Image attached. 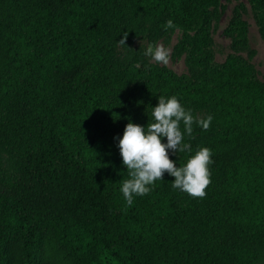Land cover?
<instances>
[{
    "label": "trees",
    "instance_id": "1",
    "mask_svg": "<svg viewBox=\"0 0 264 264\" xmlns=\"http://www.w3.org/2000/svg\"><path fill=\"white\" fill-rule=\"evenodd\" d=\"M219 1L0 0V264H264V83L237 54L214 64ZM170 19L196 74L117 58L124 32L129 50L144 22L158 38ZM225 32L247 45L239 15ZM161 95L212 116L191 136L181 122L191 150H169L179 167L209 148L211 183L193 198L165 173L129 206L114 138L146 127Z\"/></svg>",
    "mask_w": 264,
    "mask_h": 264
},
{
    "label": "clouds",
    "instance_id": "2",
    "mask_svg": "<svg viewBox=\"0 0 264 264\" xmlns=\"http://www.w3.org/2000/svg\"><path fill=\"white\" fill-rule=\"evenodd\" d=\"M164 27L168 30L174 29L176 25L170 19ZM127 36L128 32H124L119 43L125 45ZM170 51L163 44L149 45L145 55L157 63L167 65ZM151 108L152 121L146 127L134 124L129 119L122 137L114 138L119 140L120 155L129 176L121 181L120 187L127 204H133L134 195H147L152 190L150 186L155 181L162 180L165 173L174 177V189H179L193 198H204L205 189L211 183L208 167L213 162L211 150L207 147L199 148L179 167L169 158V150L173 153L191 150L190 145L183 143L181 122L184 131L191 136L194 123L207 130L212 116L200 119L194 117L192 111L185 109L174 95L159 96L158 104ZM163 138H166V143H162Z\"/></svg>",
    "mask_w": 264,
    "mask_h": 264
},
{
    "label": "rangeland",
    "instance_id": "3",
    "mask_svg": "<svg viewBox=\"0 0 264 264\" xmlns=\"http://www.w3.org/2000/svg\"><path fill=\"white\" fill-rule=\"evenodd\" d=\"M206 11L208 12L207 18L211 36L210 49L214 64L220 65L229 54H237L254 66L257 78L264 83V35L260 13L252 0H220L216 6H209ZM237 15L247 23V45L240 49L232 47L231 37L225 32ZM163 19L165 20V18ZM158 27V21H154L153 24L144 22V32L133 39L129 50H126L117 40L115 43L117 58L129 63L141 60L146 64L163 65L177 74L193 75L203 68L202 65L197 66L190 62L187 49L181 55L177 54L176 47L181 41L184 30L179 28L168 29L156 38ZM197 30L186 32L193 38ZM156 44H163L171 50L167 65L157 63L150 56L145 55L148 46H155Z\"/></svg>",
    "mask_w": 264,
    "mask_h": 264
}]
</instances>
